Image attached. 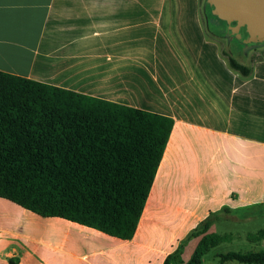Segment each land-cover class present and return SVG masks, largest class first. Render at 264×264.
<instances>
[{"label":"crops","instance_id":"crops-1","mask_svg":"<svg viewBox=\"0 0 264 264\" xmlns=\"http://www.w3.org/2000/svg\"><path fill=\"white\" fill-rule=\"evenodd\" d=\"M203 5L211 7L208 0H0V71L170 117L154 178L164 169L178 181L172 194L161 191L157 223L140 227L144 204L129 239L0 197V264H162L210 212L227 207L238 220L264 205V55L252 53L264 43L223 49L217 35L227 34L207 29ZM229 56L250 74L233 69ZM188 177L206 185L191 206ZM197 240L184 245V261Z\"/></svg>","mask_w":264,"mask_h":264},{"label":"trees","instance_id":"trees-1","mask_svg":"<svg viewBox=\"0 0 264 264\" xmlns=\"http://www.w3.org/2000/svg\"><path fill=\"white\" fill-rule=\"evenodd\" d=\"M264 43L260 41L258 44ZM243 76L248 66L229 56ZM173 120L0 71V197L41 216H58L120 239L132 237ZM235 220L229 208L210 212L162 264H200L233 232L210 231ZM198 238L189 258L181 253ZM264 241V227L247 231ZM217 264H264L263 249L215 254ZM9 264H15L10 258Z\"/></svg>","mask_w":264,"mask_h":264},{"label":"rangeland","instance_id":"rangeland-1","mask_svg":"<svg viewBox=\"0 0 264 264\" xmlns=\"http://www.w3.org/2000/svg\"><path fill=\"white\" fill-rule=\"evenodd\" d=\"M204 7V19L205 25L208 30L217 32L221 31L225 35H217L219 43L223 49L233 50L235 46L241 47L246 44V46L251 47V45H257L259 40H250L248 31L244 27H239L237 29L231 28L234 22L228 23L225 20L219 18L215 12L212 11L211 7L203 5ZM229 39V40H228ZM264 41V40H262ZM235 45V46H234ZM239 45V46H238ZM240 51V50H239ZM257 52L258 56L264 55V45L253 49L252 53ZM239 53V52H237ZM236 55V52L233 53ZM178 181L174 178L172 171H169L167 175L164 174V169H161L154 178L152 186L147 197L146 205L142 213L143 221L140 223V227L145 226L147 222L157 223L159 217L158 214L162 212L160 209L162 203L159 201L161 198V191L167 195L172 194ZM202 184V185H201ZM200 185H196V181L188 177L187 179V192H186V202L185 206H191L192 200L195 199L197 193L200 189L205 188V182ZM160 209V210H159ZM264 227V205L257 206L253 209H247L245 212L241 213L238 220H221L220 222L215 223L210 228V231L215 232H233L235 237L231 241L221 242L218 245L212 247L206 254L205 257L208 260H205L202 264H210L213 260L217 263L216 253L226 252L229 250H248V249H263L264 250V241H250L245 238V233L247 231L255 232L257 229ZM185 228L181 229V235L184 234ZM186 256L187 252L184 253ZM222 264H242L236 261H225Z\"/></svg>","mask_w":264,"mask_h":264},{"label":"water","instance_id":"water-1","mask_svg":"<svg viewBox=\"0 0 264 264\" xmlns=\"http://www.w3.org/2000/svg\"><path fill=\"white\" fill-rule=\"evenodd\" d=\"M217 16L231 28L244 27L250 40H264V0H208Z\"/></svg>","mask_w":264,"mask_h":264}]
</instances>
